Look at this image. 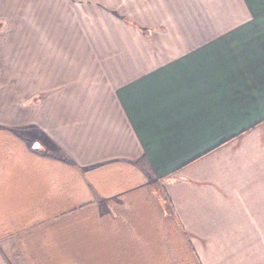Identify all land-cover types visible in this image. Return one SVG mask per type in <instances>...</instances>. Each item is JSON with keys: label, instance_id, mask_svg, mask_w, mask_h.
I'll use <instances>...</instances> for the list:
<instances>
[{"label": "crops", "instance_id": "1", "mask_svg": "<svg viewBox=\"0 0 264 264\" xmlns=\"http://www.w3.org/2000/svg\"><path fill=\"white\" fill-rule=\"evenodd\" d=\"M0 21V264H264V0Z\"/></svg>", "mask_w": 264, "mask_h": 264}, {"label": "water", "instance_id": "2", "mask_svg": "<svg viewBox=\"0 0 264 264\" xmlns=\"http://www.w3.org/2000/svg\"><path fill=\"white\" fill-rule=\"evenodd\" d=\"M40 148H41V146L39 144L34 145V149H40Z\"/></svg>", "mask_w": 264, "mask_h": 264}, {"label": "rangeland", "instance_id": "3", "mask_svg": "<svg viewBox=\"0 0 264 264\" xmlns=\"http://www.w3.org/2000/svg\"><path fill=\"white\" fill-rule=\"evenodd\" d=\"M1 22V21H0ZM1 25V24H0ZM2 117V116H1Z\"/></svg>", "mask_w": 264, "mask_h": 264}]
</instances>
